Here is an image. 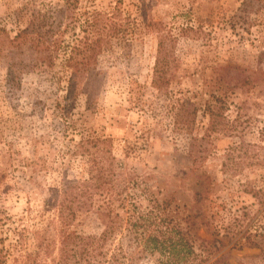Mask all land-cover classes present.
<instances>
[{"label": "rangeland", "instance_id": "1", "mask_svg": "<svg viewBox=\"0 0 264 264\" xmlns=\"http://www.w3.org/2000/svg\"><path fill=\"white\" fill-rule=\"evenodd\" d=\"M243 3L0 0L1 264H161L165 254L139 253L125 229L130 214L156 203L167 242L190 247L175 256L182 263L264 264L260 248H239L264 234V6ZM95 11L113 17L118 34L100 23L95 56L77 55L73 79L69 55L92 33ZM160 53L170 71L156 86ZM185 99L199 108L189 132L174 123ZM208 102L222 117L218 129ZM94 157L97 174L111 162L128 199L108 184L94 190L92 209L63 224L64 185L88 179ZM101 205L116 227L105 254L65 244L68 233H103ZM97 248L96 239L87 247Z\"/></svg>", "mask_w": 264, "mask_h": 264}, {"label": "trees", "instance_id": "2", "mask_svg": "<svg viewBox=\"0 0 264 264\" xmlns=\"http://www.w3.org/2000/svg\"><path fill=\"white\" fill-rule=\"evenodd\" d=\"M254 3H258L260 6H264V0H244L243 7L248 4ZM113 14L115 13L113 12ZM86 22L92 29V33L94 35L91 36L92 33H90L86 37H84V39H77V42L73 47L71 54L69 55L68 63L76 61L75 64H72V66L70 65L72 68L73 79L78 77V73L81 70L79 66L76 65L78 62L77 55L84 53V59L87 61H90L95 56L96 49L99 47L98 38L100 37V33L98 34V32L100 31V28L98 26L100 25V23L103 22L104 25L102 28L108 35H112V33L118 34V31L116 30V23L113 21V17H110V15L107 13L95 11L86 19ZM23 34L24 30L18 33L14 39H11V42L17 41L23 36ZM160 50L163 52L162 47H160ZM165 57L166 56H161L160 53L156 60L153 76V82L156 86H159V83L163 81L166 74L170 71V68L166 66ZM218 99L219 98H217L216 101H218ZM174 108L175 125H177L180 130L188 132L192 131L194 122L199 112L198 106L195 105L191 100L185 99L181 103H178ZM205 111L210 115V128L213 130L218 129L219 123H221L220 118L222 117H220V114L216 112L215 106H212L211 102H208L206 104ZM96 142L106 144L105 139L97 138ZM104 147L99 148L98 153H100L103 157L105 156L106 159V155H108L107 153L109 150L105 149ZM92 160L93 161L89 170L90 177L88 179H85L82 182H79L77 180H68L64 185L63 198L59 215L60 222L63 224H68L70 221H72L80 211L82 212L92 209L94 205V194L96 193L94 192V190H98L100 194H103L105 192V189H107L106 185L108 184L110 186V190L113 189L114 191H118V194L122 198L123 203L128 199L127 196L122 195L123 191L126 188V184H123L125 180L120 181V183L118 184L119 189L115 185L117 182L113 183V179L116 175L111 162L109 163V167L107 168L109 169L107 173L104 169L103 173L100 171L97 174L95 173V171L100 169V164L98 161H96V157L92 158ZM254 193L258 194L259 191ZM99 212L103 216L105 229L98 238L94 236L85 237L73 232L68 233L66 236H64V239H66L65 244L67 242H71L76 246L83 247V250H80V253L84 255L89 254L91 256H98L105 254L100 247L109 240L110 236L116 230L115 217L112 216L111 209L107 205H101ZM129 217L130 218H128L126 221L125 229L128 230V235H130L133 242L141 246V250H139V253H144L145 251L155 252L156 250H158L161 253L165 254L167 258V260L161 261V264H187L182 263L181 259L176 258L175 256H179L182 250H184V252L186 253H190V247H185L183 245V248H178L176 244H169L167 242L168 239L166 237V233L169 231V227L166 226V229L164 230L163 228L159 229L158 226L161 221H165L167 220V218L165 217L164 211L161 210V207L157 203L151 206L147 212L138 213L136 216L134 214H130ZM149 226L153 228L149 230V232H147V228ZM95 239L98 242V248L97 250L89 251L87 247L88 245L94 244ZM243 246L258 247L263 252L264 234L247 236L245 242L241 243L239 248ZM62 251H66V249L64 248ZM1 253L2 252L0 248V264L5 259L2 257L6 256V254ZM112 255V258L116 260L118 252L112 253ZM221 259L222 257L216 259V262H219ZM223 264H225V261L223 262Z\"/></svg>", "mask_w": 264, "mask_h": 264}]
</instances>
